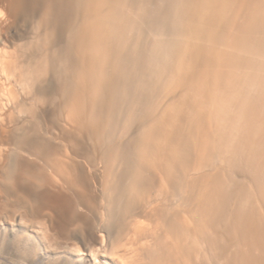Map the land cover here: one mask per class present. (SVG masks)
I'll use <instances>...</instances> for the list:
<instances>
[{
    "label": "bare ground",
    "instance_id": "obj_1",
    "mask_svg": "<svg viewBox=\"0 0 264 264\" xmlns=\"http://www.w3.org/2000/svg\"><path fill=\"white\" fill-rule=\"evenodd\" d=\"M0 264H264V0H0Z\"/></svg>",
    "mask_w": 264,
    "mask_h": 264
}]
</instances>
